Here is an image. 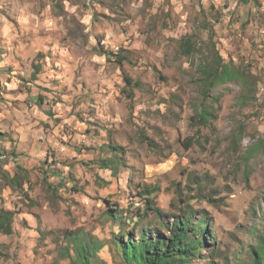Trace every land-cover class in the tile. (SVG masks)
Wrapping results in <instances>:
<instances>
[{
	"label": "rangeland",
	"instance_id": "rangeland-1",
	"mask_svg": "<svg viewBox=\"0 0 264 264\" xmlns=\"http://www.w3.org/2000/svg\"><path fill=\"white\" fill-rule=\"evenodd\" d=\"M178 217L264 264V0H0V264H136Z\"/></svg>",
	"mask_w": 264,
	"mask_h": 264
},
{
	"label": "trees",
	"instance_id": "trees-1",
	"mask_svg": "<svg viewBox=\"0 0 264 264\" xmlns=\"http://www.w3.org/2000/svg\"><path fill=\"white\" fill-rule=\"evenodd\" d=\"M212 73L213 76L209 78V86L215 82L221 83L236 77V73L230 70L219 72L215 69ZM214 115L215 111L212 108L202 105L200 111L197 113V122L201 125H206ZM148 202L153 204L151 200H148ZM152 208L158 215L163 213L158 207ZM192 229L195 230V227H192L191 222L185 218L178 217L176 228L172 230L169 240L158 239L155 243L144 240V244L139 243L138 245L130 242L127 243L123 240H120V242L122 243L128 262L133 261L136 264H194L192 257L201 251L203 241L197 236L194 238L191 237L193 235ZM205 230L206 228L202 229V231ZM72 238L77 242L78 248L75 258L70 255L71 263L90 264L93 245L88 241L78 242L76 236ZM65 251L70 254V249L66 248Z\"/></svg>",
	"mask_w": 264,
	"mask_h": 264
}]
</instances>
